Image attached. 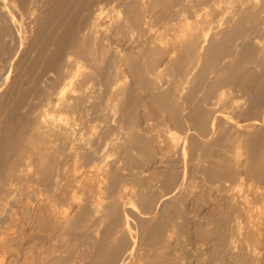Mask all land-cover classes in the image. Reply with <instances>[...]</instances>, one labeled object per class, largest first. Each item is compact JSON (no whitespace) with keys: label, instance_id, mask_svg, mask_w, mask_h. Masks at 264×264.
Instances as JSON below:
<instances>
[{"label":"rangeland","instance_id":"obj_1","mask_svg":"<svg viewBox=\"0 0 264 264\" xmlns=\"http://www.w3.org/2000/svg\"><path fill=\"white\" fill-rule=\"evenodd\" d=\"M16 1L17 0H11V2H16ZM188 1L187 0H175L173 3V6H172L173 14L171 16L165 18V19L162 17H158V16H151L148 13H140L139 16L132 17L135 20H139L140 23L142 24V26L140 27V31H138V33L134 34V39L132 37V34L129 32L130 30L125 31L126 43H123L122 48L125 51H130L133 48L136 51L143 49V50H141V52L143 53V55H145L144 57L146 59L144 61V67L150 66L149 65L150 62L148 61V59H150V60L153 59V67L155 69L160 70V66L165 59L164 54L160 53V58L157 57V59H154V56L149 58L151 55L155 54V52H154V50L149 49L150 47L147 46V44L145 42L148 43L153 38L152 41H154V43H156V42L158 44L162 43L161 45H163V46H166L168 43L170 44V42L179 43L178 40H181L180 38L182 37V33L180 34V31L187 28L184 26H187L188 23L190 26L195 25V27L198 26L200 28L201 27L203 28L206 25L204 28L208 29V32H210V33H208V32H206L207 34L201 33V32L196 33L197 50H198L197 55L199 57L203 58L204 57L203 51L205 48H201L202 37L208 36L209 39H211V40L221 38L220 37L221 36L220 35V29H219L221 27H219V25H221L222 22L224 23L226 21L225 20V19H227L226 17H228L229 12H231L230 9L232 7L238 5L239 0H234V1L232 0L231 4H229L232 7H230L228 4H226L227 6H225V5H223V3L221 4V2L218 4L219 6L215 5V2H217L219 0H217V1L215 0V2H213L214 0H188ZM30 2H32V5H34V6L30 5L29 7L30 8L35 7V9L37 10L36 12H34L37 15V16L34 15V17L36 16L37 20L35 21V24L32 26V28H30V30L27 34L29 40L30 39L33 40L35 38L37 40L36 45H35V51H34L33 58L42 54V51H45L46 55L51 57L55 53V51L58 49L55 46H53V42L58 41L59 37H62L63 33H67L69 31H72L74 33V37H72L70 45L72 47L76 48L75 59L77 58V60H79L80 56L82 57V55H89V56L93 55L94 57L97 56V47H96V45L93 44L92 37L89 35H86V37H85V33H87V27L90 24V20L93 18V15L95 14L96 10L101 5H104L106 3V5H109V6H107L108 7L107 10L110 11L113 8L112 7L113 4H114V8H116L119 6L120 3L126 4L127 1L126 0H109V2H108V0H44V1L43 0H35V1L29 0V3ZM37 3H39V4H37ZM43 5L45 8L43 7ZM224 6H225V8H223ZM46 7H48V8H46ZM205 7L211 8L210 12L207 13L209 15H206V16H205V10H204ZM214 7H216V9ZM226 7H228V8H226ZM226 9H227V12H226ZM217 10H218V12L216 13ZM232 10H233V8H232ZM197 11L199 12L197 15L198 17L196 16ZM212 11H213V16H210V15H212ZM43 14H45V16H43ZM209 17L211 18V20H210L211 22L209 21V19H210ZM146 18H148L151 22H148L149 20L148 19L146 20ZM181 18L183 20H181ZM218 19H221V20H218ZM182 21H183V23H182ZM36 22H38V23H36ZM146 22H147V24H146ZM172 22H173V24H172ZM174 22H175V24H174ZM184 22L186 23V25ZM150 23H152L153 25ZM176 24L181 26V27L183 26L184 28L180 29L181 27L177 26ZM181 24H183V25H181ZM207 24L210 25V27L207 26ZM145 25H147V28ZM174 25H176V26H174ZM166 26L169 28H166ZM244 26H245V29L238 36H236L235 38H232L233 41L229 42L228 45L224 48V50H220L219 58L216 62L211 63V65H210V64H206L205 59L201 62H199V61L197 62V60H193L192 58H190V60L185 61L184 65L180 66L179 68H177L175 70L173 77L170 78V80L173 81L174 85H173V92H171V94L169 95L170 97L167 100L168 101L167 104L170 106L167 110H163L162 108H159L157 106V103L153 100L152 95L149 92L141 91V94L135 95L137 100L133 102L135 105L134 109L130 110V111L123 110L122 116L119 114V116L122 119V122L115 124L116 132L112 133V135L108 136V137H110L109 140L102 139L100 141V143H96V144L92 145L93 149H96V150L100 151L101 153L104 150V152L102 153L104 157L101 158V161H99L96 164V169L95 170H93L94 168L92 169L93 173H89L88 175L86 174V176H85L84 170L86 171L87 169H84V170L82 169L81 172L83 173V175L76 182V183L80 182L77 184L80 189L78 188V190L77 189L74 190L72 188L68 192L73 190V193L71 192L72 193L71 195H73V194L75 195L77 193L75 195V197L76 196H78V197H76V198L83 199V204L85 203V204L90 205L91 209L95 213V215L93 216V222L94 223H96V221H97V219L95 217H97L96 215L98 214V211H104V213L106 215V220L104 223H102L104 225L103 227H101L102 229L101 228L97 229L96 225L91 224L89 229H87L86 237L84 236V238H81L79 240H75L71 236V234L68 230H61L57 226L55 227V225L52 224L53 222H50L52 220L51 219L49 220L48 216H47V214H48L47 209L49 208L50 204H52V206L50 205V208L52 210L56 211V209L53 208V207L57 208V204H58V203H56L55 199H58L57 202L58 201L60 202V199H62L61 200L62 202H63V199L64 200L68 199V202L66 201V203L64 204L65 209L63 207L62 202H60V203H62L61 206H60V204H58V205L61 208L62 207L63 208L60 209L58 206V209H57V210L60 209L59 215H61L65 211H67L66 208H68L70 206L69 203L71 202V200H69V199H71L70 198L71 195L69 193L67 194V191H66L70 188L69 186H67V185H69L70 181L66 180L68 182L66 184L65 181L63 180V182L66 185L62 181L60 182L62 185L60 184L61 187H59V188H61V190L63 192H64V189L66 188L65 189L66 193H64V194H62L63 192H61V190H60L61 193L58 192L59 188L54 189L52 191L51 190L46 191L47 193H45L44 189H39L40 186H42L41 181H38V182L37 181H34V182L30 181V183H28L29 182V180H28L29 174H28V172H26L28 164H29L28 162L30 161L29 160V157H30L29 152L36 151L35 148L33 150V147L31 146L30 142H28V138L31 137V135L29 133L31 130L30 121H31V119L35 118L36 116H39L40 113L42 112V108L46 103V98L43 95L44 91L46 92L48 89H52L54 91L64 81V79L68 76V74L70 72L71 73L78 72L79 70L76 71L78 68L76 66L74 67L72 64L67 63V57L69 54L66 57L60 59L55 65H51V64L47 63L45 65V68L42 70L43 73L40 71H38L36 73V76L41 77L40 85H39V87H37V89H36L37 93L34 94L33 98H31L27 101V105L29 106L28 108H24V109L15 108L13 102L17 99L14 96H10V95L8 96L7 95L6 98H3L4 100H0V107L4 105L3 111L5 113H7V114H5L4 112L2 113L3 118L4 117L5 118L13 117L14 130L18 131L16 134V135H18V138H16L15 142L13 143L14 148H13L12 154L10 155V157L8 159L9 164L13 163L12 168L15 170V172L13 171V173H15V174L12 177H10L6 173V171H7L6 167L7 166L2 167L1 172H0V183L2 182L4 185H8V184L13 185L14 184V186L17 184L20 185L21 183H23L20 185V187H18V185H17V186H15L16 188L15 187L13 188L14 189L13 194H12L13 200H11L12 205L14 206L13 208L15 209V213L20 214V215H19V224L16 223L17 226L15 225V227H14V225H9L10 227L12 226V228L9 230V235H10L9 237L11 238V242H10V244H8V247H10L12 245L10 248H11V250L14 249L12 251H14V252L16 251L15 252L16 254L14 253L16 256L13 254L12 251H10L8 257L11 260L9 259L10 262L8 260L7 263L9 262L10 264H14V262H15V264H16L19 261L17 264H28V263L32 264L33 262H34L33 264H73L72 262H74L75 264H82L83 262H84L83 264H88L87 262H93L97 253L93 254L94 253L93 252L92 257H91L89 254L91 252H89L88 250H90L92 248H96L97 246H101L102 249H105L103 246H105L107 243L105 241L103 242V238H102L103 230H109L112 227L113 219L116 218L115 210L117 208H124L125 207V209L128 211L133 210L132 215L134 216V218L132 220H134V223H136V225L139 224L138 220H145L146 216H147V218L149 217L148 219H150V217L151 218L154 217L152 215H154L153 212L155 211V212H157V215L155 216V218L161 219L162 223H164L165 226H168V221L166 220L168 218L171 219V221L174 220V221H172V223L174 222L173 224L178 222L179 224L176 223L175 225H178L179 228H181L182 232L185 235H187V237L188 236L192 237L198 231H199V233L201 232L203 234V236H202V234H199V233L194 235L192 237L193 238L192 242H194V241L195 242L194 243L191 242L193 245L188 247L189 250H191V253L193 255L192 263H196L198 255L199 256L204 255L205 256L204 258L206 260H209V262H210L209 264H222V259L225 258V256H223V254L220 253V251H219L220 245L222 244V241H221V239H218V238H220V235H222L225 232V229L228 225L227 224L228 223L227 218L231 217L232 220H234L233 223L237 228L241 227V228H244L246 230L250 229V228L254 229L255 226H253L254 225L253 222H250V221L254 220V223L256 224L257 218H258V210L262 207V205H264V203H263L264 193H262L264 191V188H263L264 183H262L263 178H257V177H263V174L260 171H257V170H261V166L258 169L257 165L255 167V165H253V162L251 161L253 159L254 163L256 162L255 161L256 159H254L255 156H252V155L255 154V152L253 151L254 150L253 148L255 147L254 145H256V144L253 142H255V140L257 138V136H256V135H258L257 132L262 131L263 137H264V127L262 128V126H264V48H263L264 47V43H263L264 42L263 41L264 40V27H263V29L261 28L262 26H264V2H263L262 8L259 11L254 12L251 15V17H249L247 19V21H245ZM171 27H173V28H171ZM177 28H179V30H177ZM38 29H39V31H38ZM149 29H151V30L148 32ZM175 29H176V31H175ZM173 30L177 33H175ZM152 31L154 34L151 33ZM260 31H261V33H260ZM37 33H39V34L37 35ZM146 33L148 35H146ZM34 34H36V35H34ZM203 34H205V35L203 36ZM257 34H258V36H257ZM155 35H156V37H155ZM35 36H37V37H35ZM177 36H179V37L181 36V37L177 39L176 38ZM53 37H54V39H53ZM169 37H171L173 39H171ZM155 38H157V39H155ZM166 38H169V39L166 40ZM132 39H133V41H132ZM174 39H176V41ZM135 40L137 41V45L135 44L136 42H134ZM141 40H143L142 43L140 42ZM147 40H149V41H147ZM173 40L175 42H173ZM257 40H259V41H257ZM129 41L131 44L129 43ZM160 41H162V42H160ZM246 41H248V42H246ZM253 41H256V42H253ZM246 43H248L249 45ZM257 43L259 45H257ZM128 44H130V45H128ZM205 45H208V43H206ZM253 45L257 46V48L255 47V50L257 49L256 52L253 49L254 47H252ZM114 46H116V45L114 44ZM250 46L252 48H250ZM259 46H260V49H259ZM79 51L81 52L82 55L78 54ZM252 54H256V55L253 56ZM230 58H232V59L230 60ZM233 58H235V60H233ZM72 62H74V61H72ZM2 64L4 65L5 63H2ZM89 65L92 66V68L89 66V69L87 71H85V75H83V77L80 76L81 78H79V75H80V73L82 74V72L79 71L80 73L79 72L77 73V79L75 82L76 84L71 85L72 87L70 86L71 91L69 89V94H70L69 96L77 97L79 95L78 97L83 98L82 105L84 106L86 111L88 112L89 109H90V111L92 109L93 113H95L94 117L92 116V118L90 120H82L83 123L81 121L83 134L85 136L84 137L85 143H91V142L95 143L98 131L100 130V127L103 125L102 124V120H104L103 115L109 114V108L113 104V101L108 100V99H111V97H112L110 95H105V94L97 95L95 93V91L92 93L93 90L87 91V93H83L80 90V88H81L80 83H83L84 81H87V83H86L87 85H85L84 90H87L88 86H89V88L95 87L96 89L99 90V87H103L106 85V83H105L106 82V75L108 74V69H109V68H107V70H106V68H105L106 64H104L103 62H99L95 66L94 64H92L90 62ZM107 66H108V64H107ZM75 68H77V69L75 70ZM74 70H75V72H73ZM89 70H90V72H89ZM91 71H92V73H91ZM93 72H99L100 75H103L102 78L90 77V75L93 74ZM235 73L237 74V77L233 76V74H235ZM246 73H250L251 77L253 78L252 89H249V90L244 89V85H243L244 80H245L244 76L246 75ZM222 74H225V76L230 77V78L234 77V79H232L230 84H228L229 86L227 84L221 82ZM230 75H232V76H230ZM12 76H14V77L16 76L15 71H14ZM227 77H226V79L228 80ZM78 80H79V82H78ZM90 84H91V86H90ZM260 86H263V87H260ZM215 87L217 90L222 89L223 94L221 95L220 93H218V91L213 93L212 91ZM259 87L261 89H259ZM27 88H28V86L25 89H27ZM137 88L139 89L140 87L137 86ZM225 90H226V92H224ZM228 91H232V92L229 93ZM76 93H78V94H76ZM225 93L227 96L225 95ZM201 94H203V95L201 96ZM232 94H233V96H232ZM246 96H247V98H246ZM10 97H11V99H10ZM188 97H189V99H188ZM197 97H198V99H197ZM227 97L230 99L227 100L228 99ZM218 98H219V101H218ZM225 98H227V99H225ZM8 100H9V102H8ZM220 100H222V102H220ZM233 100H236V101L233 102ZM10 101H13V102L11 103ZM242 101L245 103H243ZM256 101H258V102H256ZM213 102H215V103H213ZM219 102H220V104H219ZM181 104H183V105H181ZM218 104H219V106H218ZM106 105L109 106L108 109H106L107 108ZM238 105H240V109L238 108ZM249 105H251V107ZM191 106H193V107H191ZM201 106L202 107L204 106L206 109L204 107H203L204 108L203 109ZM243 106H245V107H243ZM253 106H255V107H253ZM198 107H201V109H203V111L201 110L200 113H198V112L195 113L194 111ZM60 109L61 108L56 109V110H54V112L51 111L52 114L50 113V115H49L50 117L53 114H55V115L58 114V116H59V113L61 112L59 117L55 116V115L54 116L56 118L54 116L51 117L54 121H56V119H58V118H62V119L67 118V117H65V115H67L68 118H73V117L77 118L78 117V114H76L78 112H76V111H75L76 113L74 111L72 112L70 110H69L70 111L69 112L68 109H66V112H65L64 111L65 109L64 110L61 109L62 111ZM210 109H213V110H210ZM237 109H239V110H237ZM8 110H9V113L7 112ZM92 111L90 113H92ZM101 112L103 113L102 116H101ZM178 112L179 113L181 112V114H177ZM185 112H187V113L185 114ZM202 112H204L203 115L207 116V119H206L207 122L205 124L202 122L203 117H201V119H200V114ZM66 113H68V114H66ZM98 114H100V115H98ZM175 114H176V116H175ZM95 115H96V117H95ZM182 115L184 116V118ZM193 115L195 117L194 120H193ZM198 115H199V117H198ZM203 115H201V116H203ZM254 115H255V117H254ZM71 116H73V117H71ZM211 116H212V118H211ZM208 117H210V119L214 118V120H213L214 122L212 120H209ZM98 118H100V120ZM177 118H179V119H177ZM215 118H217V120ZM144 119H145V121H144ZM138 120H139V122H138ZM178 121H180V123H178ZM227 121H230V122L228 123ZM97 122L100 123V125H101V126L98 125V126H100L99 128L96 125V124H98ZM181 122H182V124H181ZM212 122H213L214 126L212 125ZM136 123H137V125H136ZM167 123L168 124L170 123V125H168ZM121 124L123 127L122 126L120 127ZM179 124H181V125H179ZM201 124L205 125L206 130L208 129L207 133L210 131H213L215 129H218V127H219V133L221 134V138H219L216 143H213L211 145H206L200 141L193 143L191 145V149H189V151L187 150L188 154L187 153L186 154L188 155V157H186L187 155H183L182 153H179L177 148H174L177 150L172 149L173 146L170 145L172 147L171 148L166 143L168 141V138H167V140L165 138V136L167 137V135H165L166 130L168 129L167 125H168V127L172 128L174 131H177V133L179 134L178 135L179 137H177L176 141L173 142L171 139L169 140V141H171V144L174 145V147H177V145H178L177 143H181L182 138L184 137L183 135H185V132H183L185 130H190L187 134L193 135L194 138H196V137L202 138L201 135H203V133L200 132V128H199V127H201L200 126ZM237 124H238V126H237ZM215 125H218V126H215ZM235 126H237V127H235ZM184 127H185V130L183 129ZM239 127H241V128H239ZM211 128H212V130H211ZM213 128H215V129H213ZM237 128H239L240 130H238ZM89 129H92V131ZM121 132H122V135H120ZM155 132L159 133V134L153 135L152 133L156 134ZM14 133H16V132H14ZM90 133H92V134L90 135ZM115 134H116V136H114ZM181 134H183V135H181ZM125 135L127 136V138ZM156 136H158V137H156ZM161 136H162L163 140L161 139ZM118 138L121 140H119ZM158 138H160L162 140L163 144L160 141V139H158ZM126 139H127V141H126ZM246 139L247 140L249 139L250 141L248 140L249 142L247 143ZM179 140H180V142H179ZM242 140H243V142H242ZM114 141L117 143L115 144ZM132 141H134V142H132ZM112 142L114 143V145L112 144ZM129 144H131V145H129ZM25 145H29V148L26 149ZM156 145H158V147ZM56 146H58V145L46 144L47 148L44 147L43 152L41 154L42 160L44 159V157H43L44 154L47 155L48 151L51 152V156H49L50 160H53V159H55L56 156L59 155V152H62L65 149V147L60 148V147H56ZM81 146H82L81 148L83 150L89 149V144H83L82 143ZM128 146H130V147H128ZM163 146H164V148H163ZM240 146H242V148ZM202 147H204V148L202 149ZM104 148H106V149H104ZM244 148H245V150H244ZM168 149H169V151H168ZM248 149H250V150L248 151ZM66 150L69 151L68 149H66ZM115 150H117V151L115 152ZM120 150H123V153H127L126 154L127 156L126 157L124 155L121 156L123 162L122 163L120 162L121 167H118L117 166L118 164H115V163L120 158V155H118L116 153H118ZM158 150H161V152ZM237 150L239 151V153ZM38 151H39V149H38ZM174 151H176V152L173 153ZM242 151H243V153H242ZM162 152H164V154ZM65 153H69V152L65 151ZM198 153H200V155ZM167 154L168 155L172 154V156L171 155L168 156ZM163 155H165V157ZM238 155H241L240 156L241 158L238 157ZM249 155H251L252 157H248ZM26 156H28V158ZM173 156H174V158H173ZM262 157L264 160V151H263ZM161 159H163V160H161ZM247 159H248V161H247ZM180 161H182L183 163ZM184 161H185V163L186 162L187 163L185 164ZM107 162H109L108 164L114 163L113 164L114 168L112 167L113 165L111 164L112 165V166L110 165L111 170H109L108 169L109 165H106ZM246 163H248V164H246ZM123 164H124V166H123ZM163 164H165V165H163ZM204 164H206V165H204ZM178 165H179V167H178ZM247 165H248V167H246ZM133 166H135V167H133ZM191 166H192V168L194 167L197 171L194 168L191 169ZM242 167H244V169ZM130 168H132V169H130ZM173 168H174V170H173ZM239 168H240V170H239ZM252 168L255 170L252 171L251 170ZM256 168H257V170H256ZM187 169L189 170V172H187L188 171ZM241 169H243V170H241ZM123 170H124V172H122ZM133 170H134L135 174L132 173ZM159 170L162 172H160ZM199 170H201V171H199ZM191 171L192 172L194 171L195 173L193 174ZM246 172H247V174H246ZM136 173L138 175H140V177L142 179L140 177H138V175ZM167 174L170 177H172V175H173V178L174 179L176 178L177 184L181 183V180L183 182V180L186 179V177H187L188 179H186V180H188V183L190 181L189 184L192 185L194 188L192 187V188L188 189V191H186V193H188V194H186L185 196L191 195V197H189V196L186 198L181 197L182 199L180 200V202L177 201L176 205H173V207L171 206L168 209L169 212L165 213L166 216H162L163 211L160 208L162 207V204L166 203L165 201H168V199L171 198L170 195L169 196L168 195L163 196V194L165 195V194L170 192V190H168V189H167L168 191H166L165 184H164L166 179L169 177ZM174 174H176V175H174ZM258 174H260V176ZM101 175H102V177H100ZM131 175L134 176L133 180H132ZM178 175H179V178H178ZM246 175H248V176H246ZM135 176H136V179H135ZM165 176H166V178H165ZM82 177H84V179ZM92 177L95 178V181H94V178L92 179ZM96 177H98L97 180H96ZM181 177H184V179ZM254 178H256V179H254ZM12 179H13V182H11ZM88 179H91V180H88ZM157 179H159V180H157ZM162 179L164 180V182L162 181ZM239 179H240V181H239ZM27 180H28V182H26ZM201 180H206V181H201ZM84 181L85 182L86 181H93V182H86L85 183ZM247 181H248V183H247ZM24 182H26V183H24ZM90 183L94 186L92 187L90 185ZM200 183L203 185V186L201 185L202 188L200 187ZM63 184H64V186H63ZM106 184H107V186H106ZM108 184H109V186H108ZM143 184H144V186H141ZM207 184H208V187L206 186ZM254 184L256 186H258L259 188H261V191H257L256 189H254V186H255ZM71 185H73V184H70V186ZM103 186L106 190H104V188H103L104 191L102 193V192H100L101 190H99V189H102ZM233 186H237V187H233ZM246 186H247V188H246ZM91 187H92V190H90ZM199 187H200V189H199ZM206 187L210 188V189H207ZM28 188L31 190L30 192H29ZM147 188H149V189H147ZM152 188H154V189H152ZM163 188H165V189H163ZM225 188L227 190L231 189V193L235 192L236 199L239 200L240 203H243L241 205H245L246 207L248 206L247 208H250L249 213L254 216L252 219L250 218L251 215L249 213L243 215L238 211L239 213H236V214L234 213L233 216H232V214L229 213V210H231V209H229L228 206H225L227 204H226V202H223L224 200L222 198L223 197L222 195L224 193H226V191L223 192V190ZM232 188L234 191L232 190ZM15 189H17L18 191H16ZM82 189H83V191H82ZM119 189H120V191H119ZM123 189H124V191H123ZM158 189H159V191H158ZM54 191H56L57 194H59V196L54 195V197H53V194H56V192H54ZM97 191H98V193H97ZM106 191L109 192L108 194H105L107 196L104 195V193H106ZM163 191H164V193H163ZM197 191L198 192L203 191V192L198 193ZM27 192H28V194H27ZM41 192L43 194H39ZM50 192H52V193H50ZM130 192L133 194H131ZM206 192L207 193L210 192L209 193L210 195H208ZM255 192H257V193L255 194ZM29 193H30V195H29ZM83 193L85 195H83ZM100 193H102V195H104V196H101ZM117 193L119 195L121 194L120 197L118 196ZM122 193H123V195H122ZM126 193H128V194L126 195ZM204 193H206V194H204ZM260 193H262V196ZM37 194H39V195H37ZM46 194H48V197H47L48 199H46V197H45V196H47ZM65 194L67 195L66 196L67 198L65 197ZM200 194L202 196V201H201V197H199ZM40 195H43V196H40ZM60 195H62V196L64 195V197L61 198L62 196H60ZM204 195H205V197H203ZM244 195H245V197H244ZM98 196H100V197L98 198ZM171 196H172V194H171ZM20 197H21V200H20ZM49 197L53 200H51ZM208 197L209 198L212 197V198H210L211 200ZM217 197L220 200L222 199V201L219 202V200H216V199H218ZM256 197H257V199H256ZM117 198L119 200L122 199L124 204L132 202V205L128 204L129 206L128 205L123 206L122 205L123 202L121 200L119 202L120 203L119 205L112 204L113 201H119ZM204 198H206L205 199L206 203H204V200H203ZM36 199L40 204H42V206L38 205L39 204L38 202L36 204ZM40 199L43 203H41ZM147 199L149 202H151L152 206L151 207L149 206L148 210L146 211L144 209L146 206V203L143 201H147ZM196 199L198 201L196 203H200L199 205L195 203ZM47 200H49L51 202L49 203V202H47ZM100 200H102V201L106 200L108 205H106V204L104 205V203H106V202L104 201V203H103ZM54 201H55V203H54L55 205H53V203H52ZM191 201L194 203L192 204ZM210 201H212V202H210ZM256 201H257V203H256ZM16 202H19L18 203L19 205ZM30 202H32V203H30ZM221 202H223V203H221ZM133 203H135L136 205ZM211 203L213 204L214 207L212 206ZM220 203H221V205H220ZM24 204H25V206H24ZM189 204H190V206H189ZM20 205L22 208L20 207ZM26 205H28L29 207H33V206L35 207L38 205V207H36L37 210L35 208V211H34V213L37 212L36 213L37 215L32 214L33 216H26L25 214H23L24 211L28 209V207H26ZM66 205H67V207H66ZM179 205L182 206V208ZM183 205L186 207H184ZM201 205H202V209H203V210L201 209L202 213L199 209ZM218 205H220V207H218ZM131 206H134V207L137 206V207H135V208L132 207V208L128 209V207H131ZM25 207H26V209H25ZM99 207L101 210L99 209ZM179 207H180V210H182V211H179ZM189 207H190V209H189ZM138 208H139V210H138ZM195 208H197L196 209L198 211L197 214L200 213V217L197 218V214H195V213H194L195 215L191 214V215L187 216V213L189 211H190L189 213H192ZM210 208L211 209L213 208L212 210H214V212L213 211L211 212ZM256 208H257V212L255 210ZM14 209H13V211H14ZM82 209L83 208L81 207L80 209L78 208L76 210L75 214L71 217L72 223H74L73 221L75 220V217H77L81 213ZM135 209H137V210L134 211ZM170 209H172V211H174L175 213H172V211ZM18 210H19V212H18ZM157 210H159V211H157ZM196 210H195V212H196ZM252 210L254 211V213ZM144 211H146V212H144ZM184 211H185V214H184ZM219 211H221V212H219ZM43 212H45V213H43ZM210 212H211V214H210ZM55 213H57V215H58V211H56ZM1 214H2V212L0 211V215ZM201 214H203L202 216H204L205 214L206 215L204 217H202ZM209 214L211 215V217L207 218L206 216H209ZM254 214H256V216ZM21 215L23 218L21 217ZM35 215H36V217H35ZM182 215L185 217V219L183 221L181 220ZM236 215L238 217L240 216L239 218L241 220L236 219ZM141 217H143L144 219ZM194 217H195V219H194ZM205 217H206V220H205ZM29 218L32 221V222L30 221V223H28L30 220ZM33 218H36V219L33 221ZM39 218H42V219H39ZM255 218H256V220H255ZM24 219H25V221H24ZM43 220H46V221H43ZM175 220H176V222H175ZM203 220L207 221V224H206V222H203ZM213 222L216 224H214ZM27 223H28L29 227L26 225ZM38 223H39V225H37ZM239 223H243L244 225L239 224ZM204 224L206 225V227L204 226ZM220 224L222 226H224L225 228L222 227ZM245 225H246V227H245ZM208 226H210V227H208ZM212 226L215 229H213ZM217 226L221 230H219L217 228ZM13 227L16 228L15 231H13L14 230ZM21 227L23 228L22 231L19 230V229H21ZM24 227L25 228L28 227L30 230L28 228L25 229ZM221 227L224 228V230H222ZM17 228L19 231L17 230ZM24 229H25V231H24ZM216 229H217V232H216ZM11 230H12V232H11ZM26 230H27V232H26ZM211 230H213V233ZM15 232L19 235L21 233V236H22V232L23 233L25 232L24 235L22 236L23 239L21 237H19V235H17L18 236L17 237ZM10 233H15V235L10 234ZM207 233H208V236H207ZM218 233L220 235H217ZM27 234H28V236H27ZM164 234H169V232H167V229H166ZM39 235L42 238H43V236L45 238H43V240H39L38 239V237H40ZM199 235H201V236H199ZM205 236H207V237H205ZM216 236H218V237L216 238ZM213 239L214 240L216 239V240L214 241ZM33 240H34V242H36V241L37 242L34 243ZM219 240H220V242H219ZM39 241H41V242H39ZM207 241L210 242V244ZM214 243H215V245H214ZM262 244L263 243L257 244V245L260 247H264ZM27 245H29V247ZM88 245H89V249H88ZM14 246H16V247H14ZM18 246H19V248H17ZM196 246L199 247V249ZM71 247L74 248V251L76 253H74L72 255V257H73V259L71 257L72 260L66 262L65 258L67 257V255L69 253L68 251ZM176 247L178 248L177 245L175 246V248ZM212 248L216 249L217 252L211 251ZM54 249H57V251H54ZM145 250H146L145 253L146 252H150V253L152 252V253L151 254L149 253V257L144 258V257L140 256L141 260L139 259L140 262L136 263V264H140V263H142V264L146 263L147 264V263H149V260H150V262H152V261L159 258V257L156 258L159 255L157 252H155L156 248H152V249L151 248H145ZM148 250H150V251H148ZM201 250H203V251H201ZM18 251H20V252H18ZM36 252L38 255L36 254ZM54 252H55V254H53ZM17 253H18V256H17ZM23 253H25V254H23ZM32 253H33V255H31ZM56 253H57V255H56ZM99 253H100V257L105 256L106 250L101 251ZM215 253L218 254L219 257ZM153 254L154 255L156 254V257H154ZM200 254H203V255H200ZM208 254H209V256H208ZM213 254H214V256H213ZM19 255L21 256V258ZM30 255L34 256L36 259L32 258L34 261L31 260ZM42 255H43V257H42ZM12 256H13V258H12ZM214 257L215 258L217 257L216 258L217 260ZM76 258H77V260H75ZM23 260H25V261H23ZM143 260H144V262H143ZM218 260H219V262H218ZM26 261L27 262L32 261V262L26 263ZM58 261H61L62 263L61 262L58 263ZM260 264H264V259L261 260Z\"/></svg>","mask_w":264,"mask_h":264},{"label":"bare ground","instance_id":"obj_2","mask_svg":"<svg viewBox=\"0 0 264 264\" xmlns=\"http://www.w3.org/2000/svg\"><path fill=\"white\" fill-rule=\"evenodd\" d=\"M35 1V0H34ZM44 1V0H43ZM126 4H119L118 7L114 8V4H113V8L112 10L108 11L107 10V6L106 5V1L104 2V5H101L95 12V14L93 15V18L90 20V24L87 27V33H85V37L86 35H89L92 37L93 40V44L96 45L97 47V56H89V55H82L81 52L79 51L78 54L82 55V57L80 56V59L77 60V58L75 59V53H76V48L72 47L70 45L71 39L72 37H74V33L72 31H69L67 33H63L62 37H59L58 41H54L53 42V46H55L56 48H58L55 53L49 57L46 55L45 51H42V54L38 55L37 57L33 58L34 56V51H35V45H36V38L33 40H29L27 34L30 30V28H32V26L35 24V21L37 20L36 18V14L34 12H36L37 10L35 9V7L30 8L29 6H34L32 5V2L29 3V0H17L16 2H11V0H0V100H4L3 98H6V96L10 95V96H14L17 100L10 101L11 103H14L15 108L17 109H24V108H28L29 106L27 105V101L31 98H33L34 94L37 93L36 89L37 87H39L40 85V79L41 77L36 76V73L38 71L43 73V69L45 68V65L51 64V65H55L60 59L67 57V63L68 64H72L74 67L76 66L77 68H75L76 71H80L82 72V74L80 73L79 78L83 77V75H85V71H87L89 69V63L91 62L92 64H94L95 66L99 63V62H103L104 64H106V70L108 69V74L106 75V85L103 87H99V90L96 89L95 87H90L88 86L87 90L85 89V85H87V81H84L83 83H80L81 88L80 90L83 93H87V91L93 90L92 93L95 91V93L97 95H110L112 96L111 100L113 101V104L111 105V107L109 108V106L106 105V109L109 108V114L108 115H103V113L101 112V116L103 115L104 120H102V126L100 125V123L96 124L98 126V128L100 127V130L98 131L97 137H96V142H91V143H85L84 140V134H83V129L81 126V121L82 120H90L92 118V116L94 117V114L92 109V113H90V109L87 112L86 109L84 108V106L82 105V101L83 98L81 97H72L69 96V89L71 91L70 86L76 84V79H77V73L75 72V70L73 72L75 73H69L68 76L64 79V81L53 91L52 89H48L46 92L44 91V96L46 98V103L42 108V112L40 113L39 116H36L35 118L31 119L30 121V135L31 137L28 138V142H30L31 146L33 147V150L35 148L36 151H32L29 152L30 157H29V164L27 167V171L29 174V182L28 180L26 182L30 183V181H41L42 186H40L39 189H44L45 193H47L46 191L49 190H54V189H58L59 187H61V181L63 182V180L65 181V183L67 184L68 181H70L69 186L70 188L67 191V194L69 193L70 195L73 193V190L68 192L70 189H74V190H78L79 186L77 185L78 183H76L79 178L83 175V173L81 172V170L83 169H87L86 171L84 170L85 176L86 174L88 175L89 173H93V170L96 169V164L101 161V158H103V152L101 153L100 151L93 149L92 145L96 144V143H100V141L102 139H106L109 140L110 135H112V133L116 132V126L115 124L117 123H121L122 119L119 116V114L122 116V112L123 110L125 111H130L134 109V101H136V94H141V91H145V92H149L152 95L153 100L157 103V106L159 108H162L163 110H167L170 106L167 104V100L169 99V95L171 94V92H173V81L170 80V78L173 77L175 70L177 68H179L180 66L184 65L185 61L190 60V58H192L193 60H197V62H201L205 59L206 64H210L214 63L218 60L219 58V54H220V50H224V48L228 45L229 42L233 41L232 38H235L236 36H238L244 29V23L245 21H247V19L249 17H251V15L254 12L259 11L262 6H263V2L264 0H239V4L232 7L231 2L232 0H219L217 2H215V0L213 2H215V5H218L220 2L221 4L223 3V5L227 6L226 4H228L230 7L232 8L230 9L231 12H229V16L226 17L227 19H225L226 21L221 25H219L220 29V37L221 38H217V39H209L208 36H204L205 34H203L204 37H202V42H201V48H205L203 51L204 57L201 58L199 57L198 54V50H197V40H196V33L197 32H201V33H206L208 32V29L206 28H200V27H195V25L190 26L189 23L187 24V27L185 29H183L184 27H181L180 29H183L180 31V34L182 33V37L180 38L179 36H177L176 38H180L181 40H178L179 43H172L170 42V44L168 43L166 46H163L161 44H158L157 42L154 43L153 38L152 40H147L149 41L148 43L145 42L147 44V46H149V49L154 50L155 54L153 55H149L148 57L151 58L154 56V59L160 58V53H163L165 56L164 61L162 62L161 66H160V70L159 69H155L153 67V59L150 60L148 59V61L150 62V66L144 67V61L145 59V55H143V53L141 52V50H134V48L130 51H125L122 47L123 43H126V30H130L129 32L132 34V37L134 39V34L138 33V31H140V27L142 26V24L140 23L139 20H135L132 17H136L139 16L140 13H148L151 16H158V17H162V18H167L169 16H171L173 14L172 11V6L175 0H126ZM188 1V0H187ZM234 1V0H233ZM41 2V1H40ZM109 2V0H108ZM115 2V1H114ZM189 2V1H188ZM42 3V2H41ZM48 3V2H47ZM187 3V2H186ZM225 3V4H224ZM35 4V3H34ZM39 4V3H37ZM213 4V3H212ZM47 5V4H46ZM211 5V4H210ZM219 6V5H218ZM225 6L223 8H225ZM41 7V6H40ZM39 7V8H40ZM44 7V5H43ZM221 7V6H220ZM45 8V7H44ZM48 8V7H46ZM57 8V7H56ZM216 9V7H214ZM213 8V9H214ZM228 8V7H226ZM178 9V8H177ZM210 7H205V16L209 15L207 13L210 12ZM214 9V10H215ZM43 10V9H42ZM52 10V9H51ZM203 10V11H204ZM222 11V10H221ZM229 11V10H228ZM40 12V11H39ZM185 12V11H184ZM218 12V10L216 11V13ZM225 12V11H224ZM227 12V9H226ZM225 12V13H226ZM198 11L196 12V16L198 15ZM215 13V12H214ZM223 13V12H222ZM46 14V13H45ZM45 14H43V16H45ZM70 14V13H69ZM183 14V13H182ZM34 15H36L34 17ZM216 15V14H215ZM223 15V14H222ZM42 16V15H41ZM146 16V15H145ZM183 16V15H182ZM213 16V11H212V15ZM181 17V16H180ZM198 17V16H197ZM221 17V16H220ZM223 17V16H222ZM210 18V17H209ZM213 18V17H212ZM47 19V18H46ZM148 18H146L147 20ZM154 19V18H153ZM207 19V18H206ZM205 19V20H206ZM263 19V18H262ZM149 20V19H148ZM181 20H183L181 18ZM211 20V18L209 19V21ZM221 20V19H218ZM42 21V20H41ZM207 21V20H206ZM208 21V22H209ZM148 22H151L150 20ZM186 22V21H185ZM184 22V23H185ZM211 22V21H210ZM217 22V21H216ZM38 23V22H36ZM183 23V21H182ZM219 23V22H218ZM42 24V23H41ZM147 24V22H146ZM152 24V23H150ZM173 24V22H172ZM175 24V22H174ZM180 24V23H179ZM153 25V24H152ZM174 25V26H176ZM183 25V24H181ZM186 25V23H185ZM213 25V24H212ZM218 25V24H217ZM216 25V26H217ZM246 25V24H245ZM147 28V25H145ZM150 26V25H149ZM207 26L210 27V25L207 24ZM36 27V26H35ZM151 27V26H150ZM154 27V26H153ZM152 27V28H153ZM264 26H262L261 28L263 29ZM145 28V29H146ZM165 28V27H164ZM166 28H169L166 26ZM173 28V27H171ZM176 28V27H175ZM32 30V29H31ZM35 30V29H34ZM151 29L148 30V32ZM177 30H179V28H177ZM39 31V29H38ZM174 31V30H173ZM176 31V29H175ZM174 31V32H175ZM262 31V30H261ZM260 31V33H261ZM43 32V31H42ZM259 32V31H258ZM140 33V32H139ZM153 33V31L151 32ZM162 33V32H161ZM177 33V32H175ZM210 33V32H208ZM219 33V32H218ZM39 33H37L38 35ZM141 34V33H140ZM154 34V33H153ZM207 34V33H206ZM249 34V33H248ZM36 35V34H34ZM142 35V34H141ZM146 35H148L146 33ZM140 36V35H139ZM202 36V35H201ZM255 36V35H254ZM258 36V34H257ZM32 37V36H31ZM37 37V36H35ZM40 37V36H39ZM145 37V36H144ZM143 37V38H144ZM148 37V36H147ZM156 37V35H155ZM253 37V36H252ZM137 38V37H136ZM141 38V37H140ZM150 38V37H149ZM158 38V37H157ZM155 38V39H157ZM171 38V37H169ZM169 38H166L169 39ZM255 38V37H254ZM54 39V37H53ZM52 39V40H53ZM132 39V41H133ZM139 39V38H138ZM173 39V38H171ZM170 39V40H171ZM247 39V38H246ZM51 40V39H50ZM159 40V39H158ZM176 41V39H174ZM173 40V42H175ZM200 40V39H199ZM260 40V39H259ZM257 40V41H259ZM139 41V40H138ZM143 40H141L140 42L142 43ZM242 41V40H241ZM264 41V40H263ZM262 41V42H263ZM134 42H136L135 44L137 45V41L135 40ZM162 42V41H160ZM167 42V41H166ZM248 42V41H246ZM250 42V41H249ZM256 42V41H253ZM130 43V41H129ZM164 43V42H163ZM206 43H208V45H205ZM261 43V42H260ZM264 43V42H263ZM114 44L116 46H114ZM131 44V43H130ZM128 44V45H130ZM145 44V45H146ZM234 44V43H233ZM239 44V43H238ZM248 44V43H246ZM254 44V43H253ZM256 44V43H255ZM249 45V44H248ZM251 45V44H250ZM257 45H259L257 43ZM262 45V44H261ZM239 46V45H238ZM263 46V45H262ZM246 47V46H245ZM252 47H254L253 49L255 50V47L257 48V46L253 45ZM250 46V48H252ZM54 48V47H53ZM264 48V47H263ZM239 49V48H238ZM246 49V48H245ZM260 49V46H259ZM257 50V49H256ZM255 50V52H256ZM246 51V50H245ZM219 52V53H218ZM157 53V54H156ZM247 53V52H246ZM250 53V52H249ZM250 55V54H249ZM253 56L256 54H252ZM251 56V55H250ZM221 57V56H220ZM252 58V57H251ZM232 58H230L231 60ZM233 60H235V58H233ZM74 61V62H72ZM2 63H5L4 65ZM108 64V66H107ZM92 68V66H90ZM221 68V67H220ZM198 69V68H197ZM16 73V76H12L13 73ZM66 71V70H65ZM67 72V71H66ZM84 72V73H83ZM90 72V70H89ZM196 72V71H195ZM35 73V74H34ZM92 73V71H91ZM81 76V77H80ZM103 75H100L99 72H93V74L90 75V77H96V78H102ZM219 76V75H218ZM232 76V75H230ZM234 77H237V74H233ZM227 76H225V74H222L221 76V82L225 83V84H230V82L232 81L233 78L227 77L228 80L226 79ZM89 78V77H88ZM244 89L249 90L252 89V85H253V78L251 77L250 73H246V75L244 76ZM228 81V82H227ZM79 82V80H78ZM262 83V82H261ZM211 84V83H210ZM94 85V84H93ZM212 85V84H211ZM28 86L27 89H25ZM91 86V84H90ZM137 86H139L140 88L138 89ZM229 86V85H228ZM72 87V86H71ZM74 87V86H73ZM263 87V86H260ZM259 87V89H261ZM92 88V89H91ZM205 88V87H204ZM258 89V90H259ZM44 90V89H43ZM220 93L221 95L222 93V89L217 90L216 87L213 89V93L217 92ZM76 92V91H75ZM226 92V90L224 91ZM229 93L232 91H228ZM74 93V92H73ZM78 94V93H76ZM74 95V94H73ZM191 95V94H190ZM203 94H201L202 96ZM226 95V93H225ZM219 96V95H218ZM227 96V95H226ZM233 96V94H232ZM224 97V96H223ZM220 98V97H219ZM218 98V101H219ZM228 98V97H227ZM225 98V99H227ZM247 98V96H246ZM245 98V99H246ZM258 98V97H257ZM11 99V97H10ZM87 99V98H86ZM101 99V98H100ZM189 99V97H188ZM192 99V98H191ZM198 99V97H197ZM224 99V100H225ZM230 98H228L227 100H229ZM14 100V99H13ZM223 100V99H222ZM222 100H220V102H222ZM93 101V100H92ZM107 101V100H106ZM196 101V100H195ZM201 101V100H200ZM203 101V100H202ZM236 100H233V102H235ZM239 101V100H238ZM3 102V101H2ZM9 102V100H8ZM91 102V101H90ZM204 102V101H203ZM219 102V104H220ZM243 102V101H242ZM258 102V101H256ZM170 103V102H169ZM197 103V102H196ZM215 103V102H213ZM218 103V102H217ZM216 103V104H217ZM245 103V102H243ZM7 104V103H6ZM106 104V103H105ZM110 104V103H109ZM218 104V106H219ZM236 104V103H235ZM234 104V105H235ZM252 104V103H251ZM11 105V104H10ZM9 105V106H10ZM183 105V104H181ZM185 105V104H184ZM201 105V104H200ZM4 106V105H3ZM1 106L0 107V172L2 167H6L7 171L6 173L12 177L15 173H13V171L15 172V170L12 168L13 167V163L9 164V157L12 154L13 151V143L15 142V139L18 138L17 132L14 130L13 127V117L11 118H3V109L4 107ZM196 106V105H195ZM205 106V105H204ZM203 106V107H204ZM251 107V105H249ZM257 106V105H256ZM190 107V106H189ZM193 107V106H191ZM202 107V106H201ZM201 107L196 108V110L194 111L195 113L198 112L200 113V111L206 107H202L203 109H201ZM236 107V106H235ZM245 107V106H243ZM255 107V106H253ZM65 109L64 111L66 112V109H68V111H76L78 113V117L75 118L73 116V118H68L67 115H65V119L62 118H58L56 119V121H54L51 117H53L55 114L51 115V117L49 116L50 113L52 114V112H54V110L56 109ZM209 108V107H208ZM238 108L240 109V105H238ZM60 109V110H61ZM206 109V108H205ZM237 109V110H239ZM7 110V109H6ZM10 110V109H9ZM9 110L7 111L9 113ZM173 110V109H172ZM185 110V109H184ZM213 110V109H210ZM236 110V109H235ZM52 111V112H51ZM62 111V110H61ZM69 111V112H70ZM12 112V111H11ZM68 112V113H69ZM71 112V113H72ZM107 112V111H106ZM189 112V111H188ZM5 113V112H4ZM61 113V112H60ZM59 113V116H60ZM66 113V114H68ZM74 113V114H75ZM187 112H185L186 114ZM197 113V114H198ZM204 112H202L200 114V119L201 115H203ZM217 113V112H216ZM7 114V113H5ZM105 114V113H104ZM166 114V113H165ZM164 114V115H165ZM177 114H181V112L177 113ZM220 114V113H219ZM63 115V116H64ZM100 115V114H98ZM184 115V114H183ZM182 115V116H183ZM191 115V114H190ZM196 115V114H195ZM55 116H58V114H56ZM54 116V117H55ZM58 116V117H59ZM144 116V115H143ZM176 116V114H175ZM197 116V115H196ZM205 116V115H204ZM215 116V115H214ZM96 117V115H95ZM199 117V115H198ZM197 117V118H198ZM207 117V116H206ZM217 117V116H216ZM255 117V115H254ZM18 118V117H17ZM28 118V117H27ZM56 118V117H55ZM101 118V117H100ZM100 118H98L100 120ZM124 118V117H123ZM161 118V117H160ZM180 118V117H179ZM177 118V119H179ZM182 118V117H181ZM184 118V116H183ZM182 118V119H183ZM194 115H193V120H194ZM209 120H214L210 119V117H208ZM212 118V116H211ZM192 119V118H191ZM217 120V118H215ZM241 119V118H240ZM94 120V119H93ZM186 120V119H185ZM206 120V118L203 117L202 122L204 123V121ZM208 120V121H209ZM215 120V121H216ZM254 120V119H253ZM145 121V119H144ZM183 121V120H182ZM223 121V120H222ZM221 121V122H222ZM251 121V120H250ZM58 122V123H57ZM139 122V120H138ZM172 122V121H171ZM187 122V121H186ZM214 122V121H213ZM212 122V125H213ZM218 122V121H217ZM228 123L230 121H227ZM256 122V121H255ZM83 123V121H82ZM124 123V122H123ZM127 123V122H126ZM177 123V122H176ZM178 123H180V121H178ZM184 123V122H183ZM216 123V122H215ZM144 124V123H143ZM150 124V123H149ZM168 124V123H167ZM182 124V122H181ZM179 124V125H181ZM205 124V123H204ZM204 124H201L199 127L200 128V132L203 133L202 138L200 137H196L194 138L193 135L191 134H187L190 130H185V127L183 128L185 131V135H183L184 137L182 138L181 143H177V147H174L173 144H171V141H169L170 139L174 142L176 141L177 137H179L177 131H174L172 128L168 127V125H170V123L167 125V130H166V134L167 137L165 136L166 140L168 138V141L166 142L169 146H173L172 149L177 148L179 153H182L183 155H187V150L189 151V149H191V145L193 143H196L198 141L206 144V145H211L213 143H216L217 140L219 138H221V134L219 133V127L218 129H215L213 131H210L207 133L206 127ZM233 124V123H232ZM127 125V124H126ZM137 125V123H136ZM145 125V124H144ZM152 125V124H151ZM190 125V124H189ZM188 125V126H189ZM85 126V125H84ZM122 126V124L120 125V127ZM172 126V125H171ZM184 126V125H183ZM214 126V125H213ZM218 126V125H215ZM238 126V124H237ZM235 126V127H237ZM262 126V125H261ZM17 127V126H16ZM15 127V128H16ZM123 127V126H122ZM136 127V126H135ZM191 127V126H190ZM242 127V126H241ZM239 127V128H241ZM264 126H262L263 128ZM96 128V127H95ZM239 128H237L238 130H240ZM251 128V127H250ZM253 129V128H252ZM92 131V129H89ZM97 130V129H96ZM212 130V128H211ZM248 130V129H247ZM118 131V130H117ZM161 131V130H160ZM16 132V133H14ZM119 132V131H118ZM164 132V131H163ZM182 132V131H181ZM182 132V133H183ZM197 132V131H196ZM156 133V132H155ZM180 133V132H179ZM207 133V134H206ZM247 133V132H246ZM258 135L255 142L256 145H254L253 147V151L255 152L254 155L255 156L254 159H256L255 163L253 161V159L251 160L253 162V165H257L258 169L261 166V170H256L260 171L263 174V177H257V178H263L264 181V160L262 157L263 151H264V137H263V132H257ZM92 133H90L91 135ZM153 135H157L159 133H152ZM151 134V135H152ZM161 134V133H160ZM163 134V133H162ZM122 135V132L121 134ZM119 135V136H120ZM200 135V134H199ZM246 135V134H245ZM116 136V134L114 135ZM126 136V135H125ZM147 136V135H146ZM160 136V135H159ZM163 136V135H162ZM161 136V139H162ZM92 137V136H91ZM124 137V136H123ZM158 137V136H156ZM164 137V136H163ZM94 138V137H93ZM117 138V137H116ZM127 138V136H126ZM149 138V137H148ZM246 138V137H245ZM92 139V138H91ZM90 139V140H91ZM119 139V138H118ZM117 139V140H118ZM123 139V138H122ZM160 139V138H158ZM160 139V141L162 142V140ZM181 139V138H180ZM206 139V140H205ZM116 140V141H117ZM121 140V139H119ZM152 140V139H151ZM165 140V139H164ZM247 140V139H246ZM249 140V139H248ZM247 140V143L250 141ZM127 141V139H126ZM159 141V140H158ZM115 142V141H114ZM134 142V141H132ZM180 142V140H179ZM243 142V140H242ZM241 142V143H242ZM89 144V149L88 150H83L81 147V144ZM117 142H115L116 144ZM175 143V144H176ZM245 143V142H244ZM246 143V144H247ZM252 143V142H251ZM46 144H56L58 146L56 147H65L64 151L59 152V155L55 157V159L50 160L51 156V152L48 151V154H44V159L42 160L41 154L43 152V148L46 147ZM112 144L114 145V143L112 142ZM126 144V143H125ZM132 144V143H131ZM129 144V145H131ZM156 144V143H155ZM158 144V143H157ZM161 144V143H160ZM163 144V142H162ZM161 144V145H162ZM133 145V144H132ZM167 145V146H168ZM108 146V145H107ZM127 146V145H126ZM158 147V145H156ZM160 146V145H159ZM168 146V147H169ZM130 147V146H128ZM239 147V146H238ZM242 148V146H240ZM25 148H29V145H25ZM39 151H38V149ZM47 148V147H46ZM164 148V146H163ZM204 147H202L203 149ZM209 148V147H208ZM227 148V147H226ZM247 148V147H246ZM66 149H68L69 151H67ZM106 149V148H104ZM115 149V148H114ZM121 149V148H120ZM160 149V148H159ZM174 149V150H177ZM164 150V149H163ZM245 150V148H244ZM250 149H248L249 151ZM252 150V149H251ZM69 152V153H65ZM117 150H115L116 152ZM161 152V150H158ZM157 151V152H158ZM169 151V149H168ZM238 151V150H237ZM241 151V150H240ZM247 151V150H246ZM245 151V152H246ZM111 152V151H110ZM114 152V153H115ZM176 151H174L173 153H175ZM24 153V152H23ZM26 153V152H25ZM155 153V152H154ZM164 154V152H162ZM172 153V152H171ZM172 153V154H173ZM187 153V154H186ZM237 153V152H236ZM239 153V151H238ZM243 153V151H242ZM118 155H120V158L116 161L115 164H118V167H121L120 162L122 163V158L121 156L124 155L125 157L127 156V153H123V150H120L118 153H116ZM160 154V153H159ZM172 154H169L172 156ZM200 155V153H198ZM23 155V154H22ZM102 155V156H101ZM108 155V154H107ZM158 155V154H157ZM166 155V154H165ZM165 155H163L165 157ZM168 155V154H167ZM168 155V156H169ZM167 156V157H168ZM180 156V155H179ZM241 155H238V157H240ZM251 155H249L248 157H252ZM28 158V156H26ZM107 157V156H106ZM109 157V156H108ZM124 157V158H125ZM163 157V158H164ZM178 157V156H177ZM188 157V155L186 156ZM235 157V156H234ZM174 158V156H173ZM241 158V157H240ZM105 159V158H104ZM107 159V158H106ZM128 159V158H127ZM166 159V158H165ZM183 159V158H182ZM42 160V161H41ZM163 160V159H161ZM186 160V159H185ZM28 161V160H27ZM109 161V160H108ZM235 161V160H234ZM248 161V159H247ZM110 162V161H109ZM109 162L106 163V165H109L108 169H110V164H108ZM131 162V161H130ZM162 162V161H161ZM182 162V161H180ZM242 162V161H241ZM250 162V161H249ZM126 163V162H125ZM178 163V162H177ZM183 163V162H182ZM185 163V161H184ZM187 163V162H186ZM185 163V164H186ZM219 163V162H218ZM237 163V162H236ZM239 163V162H238ZM251 163V162H250ZM102 164V163H101ZM114 164V163H113ZM112 164V165H113ZM248 164V163H246ZM9 165V166H8ZM100 165V164H99ZM105 165V164H104ZM111 165V166H112ZM120 165V166H119ZM157 165V164H156ZM165 165V164H163ZM190 165V164H189ZM201 165V164H200ZM206 165V164H204ZM236 165V164H235ZM239 165V164H238ZM251 165V164H250ZM101 166V165H100ZM124 166V164H123ZM122 166V167H123ZM137 166V165H136ZM187 166V165H186ZM202 166V165H201ZM208 166V165H207ZM206 166V167H207ZM99 167V166H98ZM97 167V168H98ZM104 167V166H103ZM114 168V165L112 166ZM135 167V166H133ZM173 167V166H172ZM179 167V165H178ZM240 167V166H239ZM248 167V165L246 166ZM254 167V168H255ZM94 168V169H93ZM116 168V167H115ZM177 168V167H176ZM175 168V169H176ZM194 168V167H193ZM191 166V169H193ZM202 168V167H201ZM200 168V169H201ZM244 169V167H242ZM93 169V170H92ZM99 169V168H98ZM106 169V168H105ZM132 169V168H130ZM134 169V168H133ZM150 169V168H149ZM164 169V168H163ZM162 169V170H163ZM185 169V168H184ZM195 169V168H194ZM241 169V170H243ZM114 170V169H113ZM148 170V169H147ZM174 170V168H173ZM188 170V169H187ZM186 170V171H187ZM196 170V169H195ZM240 170V168H239ZM252 171L255 169H251ZM250 170V171H251ZM102 171V170H101ZM132 171V170H131ZM136 171V170H135ZM149 171V170H148ZM153 171V170H152ZM160 171V170H159ZM179 171V170H178ZM197 171V170H196ZM201 171V170H199ZM217 171V170H216ZM23 172V171H22ZM108 172V171H107ZM106 172V173H107ZM124 172V170L122 171ZM137 172V171H136ZM151 172V171H150ZM156 172V171H155ZM154 172V173H155ZM162 172V171H160ZM189 172V170L187 171ZM192 172V171H191ZM111 173V172H110ZM134 173V170L132 172ZM138 173V172H137ZM136 173V174H137ZM177 173V172H176ZM193 174L195 173L194 171L192 172ZM198 173V172H197ZM148 174V173H147ZM182 174V173H181ZM180 174V175H181ZM199 174V173H198ZM197 174V175H198ZM239 174V173H238ZM247 174V172H246ZM251 174V173H250ZM254 174V173H253ZM92 175V174H91ZM138 175V174H137ZM155 175V174H154ZM168 175V174H167ZM176 175V174H174ZM188 175V174H187ZM260 176V174H258ZM94 176V175H93ZM152 176V175H151ZM169 176V175H168ZM204 176V175H203ZM239 176V175H238ZM241 176V175H240ZM248 176V175H246ZM250 176V175H249ZM90 177V176H89ZM88 177V178H89ZM95 177V176H94ZM92 177V179L94 178ZM102 177V175L100 176ZM132 180L133 177L132 176ZM130 177V178H131ZM138 177H140V175H138ZM242 177V176H241ZM84 179V177H82ZM141 178V177H140ZM166 178V176H165ZM179 178V175H178ZM184 179V177H181ZM245 178V177H244ZM247 178V177H246ZM249 178V177H248ZM98 179V177H96V180ZM103 179V178H102ZM136 179V176H135ZM139 179V178H138ZM142 179V178H141ZM186 179H188L186 177ZM184 179L183 182L181 180V183L177 184L176 178L172 177H168L165 181V188L166 191L170 190L169 193L167 194H163V196H169L170 195V199H168V201H165V204H162V207L160 208L163 213L162 216H166L165 213L169 212V208L173 205H176V202H180V200L186 197H191V195L185 196L186 191H188V189L192 188L193 186L190 185V181L188 183V180ZM192 179V178H191ZM242 179V178H241ZM252 179V178H251ZM256 179V178H254ZM81 180V179H80ZM91 180V179H88ZM104 180V179H103ZM147 180V179H146ZM145 180V181H146ZM149 180V179H148ZM159 180V179H157ZM246 180V179H245ZM262 180V179H261ZM260 180V181H261ZM95 181V178H94ZM139 181V180H138ZM150 181V180H149ZM162 181L164 182V180L162 179ZM199 181V180H198ZM201 181H206V180H201ZM240 181V179H239ZM252 181V180H251ZM259 181V180H258ZM262 181V183H264ZM11 182H13V179L11 180ZM10 182V183H11ZM21 182V181H20ZM24 182V183H26ZM72 182V183H71ZM74 182V183H73ZM83 182V181H82ZM85 182V181H84ZM86 182H93V181H86ZM85 182V183H86ZM136 182V181H135ZM162 182V183H163ZM179 182V181H178ZM212 182V181H211ZM17 183V182H16ZM64 183V182H63ZM64 183V184H65ZM98 183V182H97ZM153 183V182H152ZM204 183V182H203ZM248 183V181H247ZM252 183V182H251ZM255 183V182H254ZM23 184V183H21ZM20 184V185H21ZM61 184V185H60ZM63 184V186H64ZM65 184V185H66ZM70 184H73L70 186ZM84 184V183H83ZM82 184V185H83ZM88 184V183H87ZM101 184V183H100ZM205 184V183H204ZM253 184V183H252ZM18 185V184H17ZM15 185V186H17ZM20 185H18V187H20ZM27 185V184H26ZM90 185L93 187L94 185H92L90 183ZM98 185V184H97ZM157 185V184H156ZM201 183H200V187H201ZM210 185V184H209ZM255 185V184H254ZM14 184H8V185H4L2 182L0 183V211L2 212V214L0 215V264H8L10 262V258L8 257L10 251L11 250V246L8 247V244H10L11 242V238L9 237V230L12 228V226L10 227L9 225H16V223L19 224V215L15 213V209L13 208L14 206L12 205V194H13V188L15 187ZM23 186V185H22ZM33 186V185H32ZM31 186V187H32ZM66 186V187H67ZM107 186V184H106ZM109 186V184H108ZM141 186H144L141 185ZM203 186V185H202ZM208 187V184L206 185ZM229 186V185H228ZM238 186V185H237ZM237 186H233V187H237ZM240 186V185H239ZM82 187V186H81ZM92 187L90 190H92ZM149 187V186H148ZM158 187V186H157ZM199 187V189H200ZM206 187V188H207ZM232 187V186H231ZM16 188V187H15ZM33 188V187H32ZM63 188V187H62ZM65 188V187H64ZM68 188V187H67ZM97 188V187H96ZM101 188V187H100ZM104 186L102 187V189L100 192L103 193L104 190H106L104 188ZM146 188V187H145ZM163 188V189H165ZM194 188V187H193ZM202 188V187H201ZM247 188V186H246ZM264 188V187H263ZM19 189V188H18ZM29 189V188H28ZM38 189V188H37ZM66 189V188H65ZM64 189V192L61 190V188H59V193L63 192L62 194L66 193ZM80 189V188H79ZM141 189V188H140ZM149 189V188H147ZM154 189V188H152ZM168 189V190H167ZM198 189V188H197ZM210 189V188H207ZM254 189H256L257 191H261V188H259L258 186H254ZM253 189V190H254ZM16 191H18L17 189H15ZM27 190V189H26ZM61 190V192H60ZM88 190V189H87ZM127 190V189H126ZM202 190V189H201ZM204 190V189H203ZM233 190V188H232ZM20 191V190H19ZM22 191V190H21ZM31 190L29 189V192ZM83 191V189H82ZM108 191V190H107ZM104 193L108 194L109 192ZM120 191V189H119ZM124 191V189H123ZM159 191V189H158ZM161 191V190H160ZM208 191V190H207ZM226 191V193H224L222 196L223 198V202H226L229 209V213L232 214V216L234 215V213H241L243 215L249 213L250 208H247L245 205H241L243 203H240L239 200L236 199V194L235 192L231 193V189H224L223 192ZM234 191V190H233ZM40 192V191H39ZM56 192V191H54ZM72 192V193H71ZM129 192V191H128ZM175 192V193H174ZM198 192V191H197ZM200 193L203 191H199ZM198 192V193H199ZM205 192V191H204ZM44 193V194H45ZM52 193V192H50ZM49 193V194H50ZM86 193V192H85ZM88 193V192H87ZM98 193V191H97ZM101 196H104L102 195ZM121 193V192H120ZM125 193V192H124ZM131 193V192H130ZM164 193V191H163ZM207 193V192H206ZM204 193V194H206ZM210 193V192H209ZM209 193H207L208 195H210ZM216 193V192H215ZM257 192H255L256 194ZM264 193V191L262 192ZM262 193L261 196H262ZM15 194V193H14ZM20 194V193H19ZM18 194V195H19ZM28 194V192H27ZM39 194H43L42 192ZM37 194V195H39ZM77 194V193H76ZM75 194V195H76ZM118 194V193H117ZM128 193H126L127 195ZM133 194V193H131ZM151 194V193H150ZM172 194V196H171ZM212 194V193H211ZM218 194V193H217ZM30 195V193H29ZM47 196L46 199H48V194H46ZM51 195V194H50ZM54 195H58L57 192ZM75 195H71L69 200H71V202L69 203L70 206L67 209V211L63 212L61 215H59L60 213V209H62L66 203L67 200L63 199V202L61 201L62 199H60V202L63 203V207L61 208L60 206L62 205V203H60L59 201L57 202L58 199L56 200V203L60 204V206L57 204V208L53 207L56 209V211H58V215L57 213H55V210H52L50 208V205L52 206V204L49 205V208L47 209V216L48 219L52 220L50 222H53L52 224L55 225V227L57 226L58 228H60L61 230H68L71 234V236L75 239V240H79L81 238H84V236L86 237V232L87 229H89L90 225H96L97 229H100L101 227H103L104 225L102 223L105 222L106 220V215L104 213V211H98V214L96 215L97 217H95L97 219L96 223L93 222V216L95 215V213L93 212V210L91 209L90 205L88 204H83V199H79L76 198L78 196L75 197ZM79 195V194H78ZM82 195V194H81ZM83 195H85L83 193ZM82 195V196H83ZM87 195V194H86ZM94 195V194H93ZM121 195V194H120ZM120 195L118 194V196L120 197ZM123 195V193H122ZM160 195V194H159ZM194 195V194H193ZM203 195V194H202ZM214 195V194H213ZM25 196V195H24ZM43 196V195H40ZM62 196V195H60ZM67 195L65 194V197ZM107 196V195H105ZM125 196V195H124ZM123 196V197H124ZM129 196V195H128ZM158 196V195H157ZM185 196V197H184ZM195 196V195H194ZM212 196V195H211ZM257 196V195H256ZM64 195L61 197L63 198ZM100 196H98L99 198ZM118 197V198H119ZM201 197V201H202V196L200 194ZM205 197V195L203 196ZM213 197V196H212ZM210 197V198H212ZM216 197V196H215ZM245 197V195H244ZM29 198V197H28ZM31 198V197H30ZM50 198V197H49ZM67 198V197H66ZM65 198V199H66ZM83 198V197H82ZM91 198V197H90ZM117 198V199H118ZM129 198V197H128ZM135 198V197H134ZM169 198V197H168ZM193 198V197H192ZM209 198V197H208ZM209 198V199H210ZM218 198V197H217ZM51 199V198H50ZM133 199V198H132ZM166 199V198H165ZM164 199V200H165ZM194 199V198H193ZM200 199V198H199ZM206 198H204V203H206L205 201ZM214 199V198H213ZM240 199V198H239ZM257 199V197H256ZM21 200V197H20ZM19 200V201H20ZM30 200V199H29ZM53 200V199H51ZM98 200V199H97ZM103 200V199H102ZM100 200V201H102ZM119 200V199H118ZM122 201V199H120ZM119 201H113L112 204L115 205H119L120 203ZM127 200V199H126ZM167 200V199H166ZM191 200V199H190ZM208 200V199H207ZM211 200V199H210ZM222 201V199L220 200L219 198L216 199ZM16 201V200H15ZM18 201V200H17ZM41 201V199H40ZM106 202V200H104ZM104 201H102L104 203ZM125 201V200H124ZM130 201V200H129ZM200 201V202H201ZM254 201V200H253ZM262 201V200H261ZM21 202V201H20ZM37 199H36V204H37ZM47 202H51L49 200H47ZM123 202V201H122ZM146 203L145 206V210H148V207L152 206L151 202L148 201H143ZM162 202V201H161ZM160 202V203H161ZM192 202V201H191ZM198 202L197 199L195 200V203ZM212 202V201H210ZM214 202V201H213ZM218 202V203H219ZM221 202V203H223ZM17 204L19 202H16ZM29 203V202H28ZM32 203V202H30ZM39 203V202H38ZM41 203H43L41 201ZM48 203V204H49ZM53 205H55V201L52 202ZM97 203V202H96ZM194 202H192L193 204ZM202 203V202H201ZM217 203V204H218ZM220 203V205H221ZM257 203V201H256ZM264 203V201H263ZM34 204V203H33ZM46 204V203H45ZM83 204V205H82ZM108 205L107 202L104 203V205ZM132 205L131 203H125L123 202V206L124 205ZM135 204V203H133ZM191 204V205H192ZM196 204H200V203H196ZM212 204V203H211ZM210 204V205H211ZM260 204V203H259ZM19 205V204H18ZM31 205V204H30ZM41 205L42 204H38ZM37 206H33V207H29L28 205H26V207H28L27 210L24 211L23 214H25L26 216H33L35 208L38 207ZM47 205V204H46ZM136 205V204H135ZM161 205V204H160ZM178 205V204H177ZM220 205H218V207H220ZM254 205V204H253ZM261 205V204H260ZM17 206V205H16ZM15 206V207H16ZM25 206V204H24ZM32 206V205H31ZM59 206V210L58 209ZM96 206V205H95ZM129 206V205H128ZM180 206V205H179ZM184 206V205H183ZM190 206V204H189ZM193 206V205H192ZM206 206V205H205ZM213 206V204H212ZM217 206V205H216ZM224 206V205H223ZM224 206V207H225ZM21 207V205H20ZM25 207V209H26ZM46 207V206H45ZM67 207V205H66ZM83 208L81 213L75 217V220L73 221L74 223H72L71 217L75 214L76 210L79 208ZM98 207V206H97ZM101 207V206H100ZM99 207V209H100ZM135 208L137 206H131L128 207L129 208ZM182 208V206H180ZM179 207V211L180 210ZM186 207V206H184ZM195 207V206H194ZM198 207V206H197ZM204 207V206H203ZM208 207V206H207ZM214 207V206H213ZM223 207V208H224ZM250 207V206H249ZM252 207V206H251ZM18 208V207H17ZM22 208V207H21ZM24 208V207H23ZM40 208V207H39ZM38 208V209H39ZM127 208V207H126ZM158 208V207H157ZM188 208V207H187ZM192 208V207H191ZM205 208V207H204ZM222 208V209H223ZM14 209V211H13ZM20 209V208H19ZM65 209V207H64ZM69 209V210H68ZM94 209V208H93ZM190 209V207H189ZM188 209V210H189ZM197 208L194 209V211L192 213H187L188 215L191 214H197ZM200 211L202 209V205L200 206ZM211 209V208H210ZM213 209V208H212ZM211 209V212L214 210ZM220 209V208H219ZM37 210V208H36ZM40 210V209H39ZM101 210V209H100ZM137 209H135L134 211H136ZM139 210V208H138ZM172 211V209H170ZM174 210V209H173ZM185 210V209H184ZM192 210V209H191ZM196 210V212H195ZM203 210V209H202ZM257 212V208L255 209ZM17 211V210H16ZM133 211V210H132ZM132 211H128L124 208H117L115 210V214H116V218L113 219V225L109 230H103L102 233V238H103V242L105 241L107 244L105 246H103L105 249H102L101 246H97L96 248H92L90 250H88L90 254V256L92 257V253L95 254L97 253V255L94 258L93 262H87L88 264H136L139 263V259L141 260L140 256L142 257H149V253L150 252H146L145 253V248H156V251L158 254V256L156 257V254L153 256L158 258L152 262H150L147 264H209V260H206L203 254V256H197V260L196 263H192V258L193 255L191 253V250H189V246L193 245L192 240H193V236L196 235L198 232H196L192 237H187V235H185L181 228H179L178 225H175L176 223L179 224L178 222H176L175 220V224L172 223L171 219H166L168 221V226H165L164 223H162L161 219L155 218V216L157 215V212H153L154 217H150V219L145 218V220H138L139 224L136 225V223H134V220H132L134 218V216L132 215ZM144 211V212H146ZM159 211V210H157ZM161 211V212H162ZM209 211V210H208ZM239 211V212H238ZM253 211V210H252ZM19 212V210H18ZM139 212V211H138ZM210 212V214H211ZM221 212V211H219ZM218 212V213H219ZM40 213V212H39ZM42 213V212H41ZM45 213V212H43ZM137 213V212H136ZM172 213H175L174 211H172ZM171 213V214H172ZM202 213V211H201ZM224 213V212H223ZM226 213V212H225ZM254 213V211H253ZM22 214V215H23ZM33 214V215H32ZM177 214V213H176ZM183 214V213H182ZM185 214V211H184ZM194 214V215H195ZM209 214L208 217H211V215ZM222 214V213H221ZM227 214V213H226ZM250 214V213H249ZM257 214V213H256ZM256 214H254L256 216ZM21 215V217H22ZM24 215V216H25ZM37 215V214H36ZM35 215V217H36ZM139 215V214H138ZM168 215V214H167ZM199 215V216H198ZM203 214H201L202 216ZM206 215V214H205ZM204 215V216H205ZM239 215V214H238ZM251 215V214H250ZM42 216V215H41ZM59 216V217H58ZM169 216V215H168ZM181 216V215H180ZM202 216V217H204ZM249 216V215H248ZM145 217V216H144ZM192 217V216H191ZM200 217V213L197 214V218ZM205 217V220H206ZM214 217V216H213ZM236 215V219H240L239 217ZM254 216L251 215V219ZM23 218V217H22ZM32 218V217H31ZM45 218V217H44ZM140 218V217H139ZM143 218V217H141ZM165 218V217H164ZM167 218V217H166ZM172 218V217H171ZM180 218V217H179ZM190 218V217H189ZM231 218V217H230ZM227 218V227L225 229V232L220 235L219 233L217 235H220V238L222 241V244L220 245V253L223 254V256H225V258L222 259V264H260L261 260L264 259V247H260L257 244H261L264 246V205H262V207L258 210V218H257V222L256 224L254 223V220L250 221L253 222V226H255L254 229H244V228H237L233 221L232 218ZM30 219V218H29ZM28 219V220H29ZM36 218H33V221ZM42 219V218H39ZM38 219V220H39ZM144 219V218H143ZM185 219V217L182 215L181 220L183 221ZM188 219V218H187ZM195 219V217H194ZM201 219V218H200ZM95 220V219H94ZM198 220V219H197ZM209 220V219H208ZM241 220V219H240ZM247 220V219H246ZM245 220V221H246ZM256 220V218H255ZM25 221V219H24ZM31 219L29 220L28 223H30ZM37 221V220H36ZM46 221V220H43ZM200 221V220H199ZM202 221V220H201ZM218 221V220H217ZM226 221V220H225ZM23 222V221H22ZM32 222V221H31ZM42 222V221H41ZM137 222V221H136ZM207 224V221H204ZM209 222V221H208ZM223 222V221H222ZM24 223V222H23ZM28 223L26 224L28 226ZM214 223V222H213ZM32 224V223H31ZM41 224V223H40ZM45 224V223H44ZM43 224V225H44ZM203 224V223H202ZM201 224V225H202ZM216 224V223H214ZM225 224V223H224ZM239 224H243V223H239ZM39 225V223L37 224ZM102 225V226H101ZM221 225V224H220ZM226 225V224H225ZM238 225V224H237ZM244 225V224H243ZM247 225V224H246ZM245 225V227H246ZM17 226V225H16ZM25 226V225H24ZM41 226V225H40ZM39 226V227H40ZM46 226V225H45ZM204 226L206 227V225L204 224ZM203 226V227H204ZM219 226V225H218ZM217 226V228H218ZM222 226V225H221ZM240 226V225H239ZM242 226V225H241ZM13 227V228H14ZM29 227V226H28ZM26 227V228H28ZM210 227V226H208ZM224 227V226H222ZM221 227V228H222ZM243 227V226H242ZM19 228V227H18ZM17 228V230H18ZM25 228V227H24ZM25 228V229H26ZM38 228V227H37ZM140 228V229H139ZM213 229H215L212 226ZM225 228V227H224ZM224 228H222V230H224ZM253 228V227H252ZM16 228H14L13 231H15ZM22 227L21 229H19L20 231H22ZM24 229V231H25ZM29 229V228H28ZM102 229V228H101ZM167 229V232H169V234H164L165 231ZM219 229V228H218ZM244 229V230H243ZM11 230V232H12ZM18 230V231H19ZM30 230V229H29ZM221 230V229H219ZM204 231V230H203ZM206 231V230H205ZM213 233V230H211ZM17 232V231H16ZM15 232V233H16ZM27 232V230H26ZM48 232V231H47ZM209 232V231H208ZM217 232V229H216ZM219 232V231H218ZM15 233H10V234H14ZM18 233V232H17ZM16 233V236L19 235ZM25 233V232H24ZM24 233L22 232V236L24 235ZM205 233V232H204ZM210 233V232H209ZM100 234V233H99ZM199 234H202L201 232ZM216 234V233H215ZM192 235V234H191ZM21 233L19 235V237H21ZM28 236V234H27ZM40 236V235H39ZM198 236V235H197ZM201 236V235H199ZM203 236V234H202ZM208 236V233H207ZM205 236V237H207ZM18 237V236H17ZM25 237V236H24ZM41 237V236H40ZM40 237H38L39 240H43V238H45L43 236V238L41 239ZM196 237V236H195ZM210 237V236H209ZM218 236H216L217 238ZM33 238V237H32ZM36 238V237H35ZM200 238V237H199ZM23 239V238H22ZM37 239V240H38ZM48 239V238H47ZM197 239V238H196ZM201 239V238H200ZM199 239V240H200ZM212 239V238H211ZM25 240V239H24ZM173 240V241H172ZM195 240V239H194ZM208 240V239H207ZM214 240V239H213ZM216 240V239H215ZM214 240V241H215ZM45 241V240H44ZM218 241V240H217ZM34 242V240H33ZM37 242V241H36ZM34 242V243H36ZM41 242V241H39ZM46 242V241H45ZM192 242V243H191ZM203 242V241H202ZM201 242V243H202ZM208 242V241H207ZM213 242V241H212ZM220 242V240H219ZM31 243V242H30ZM29 243V244H30ZM197 243V242H196ZM206 243V242H205ZM210 244V242H208ZM20 244V243H19ZM17 245V244H16ZM56 245V244H55ZM178 246V248L175 246ZM215 245V243H214ZM29 247V245H27ZM213 246V245H212ZM219 246V245H218ZM16 247V246H14ZM13 247V248H14ZM197 247V246H196ZM217 247V246H216ZM19 248V246L17 247ZM199 249V247H197ZM25 249V248H24ZM28 249V248H27ZM84 249V248H83ZM88 249H89V245H88ZM201 249V248H200ZM17 250V249H16ZM34 250V249H33ZM106 250V254L105 256L100 257V253L101 251ZM54 251H57V249H54ZM150 251V250H148ZM203 251V250H201ZM211 251H215L217 252L216 249L212 248ZM210 251V252H211ZM13 254L16 252L12 251ZM11 252V253H12ZM20 252V251H18ZM68 255L65 258V261H70L73 259L72 255L74 253H76L74 251V248L71 247L68 251ZM41 253V252H40ZM80 253V252H79ZM152 253V252H151ZM150 253V254H151ZM219 253V252H218ZM219 253V254H220ZM12 254V255H13ZM16 254V253H15ZM14 254V255H15ZM25 254V253H23ZM37 254V252H36ZM42 254V253H41ZM55 254V252L53 253ZM211 254V253H210ZM216 254V253H215ZM33 255V253L31 254ZM31 260H33L35 257L31 256ZM38 255V254H37ZM57 255V253H56ZM207 255V254H206ZM218 256V254H216ZM215 255V256H216ZM221 255V254H220ZM16 256V255H15ZM18 256V253H17ZM20 256V255H19ZM40 256V255H39ZM76 256V255H75ZM152 256V257H153ZM209 256V254H208ZM214 256V254H213ZM43 257V255H42ZM60 257V256H59ZM72 257V259H71ZM151 257V256H150ZM219 257V256H218ZM13 258V256H12ZM21 258V256H20ZM19 258V259H20ZM33 258V259H32ZM53 258V257H52ZM215 258V257H214ZM217 258V257H216ZM215 258V259H216ZM10 259V260H9ZM24 259V258H23ZM27 259V258H26ZM25 259V260H26ZM29 259V258H28ZM36 259V258H35ZM39 259V258H38ZM51 259V258H50ZM196 259V258H195ZM209 259V258H208ZM9 260V262L7 263V261ZM23 260V261H25ZM30 260V259H29ZM77 260V258L75 259ZM80 260V259H79ZM147 260V259H146ZM217 260V259H216ZM34 261V260H33ZM56 261V260H55ZM195 261V260H194ZM211 261V260H210ZM221 261V260H220ZM12 262V261H11ZM19 262V261H18ZM17 262V263H18ZM30 262V261H28ZM26 261V263H28ZM32 262V261H31ZM30 262V263H31ZM54 262V261H53ZM57 262V261H56ZM61 261H58V263ZM144 262V260H143ZM217 262V261H216ZM219 262V260H218ZM16 263V264H17ZM34 263V262H33ZM32 263V264H33ZM51 263V262H50ZM62 263V262H61ZM73 264H75L74 262H72ZM84 263V262H83ZM82 263V264H83ZM212 263V262H211ZM10 264V263H9ZM15 264V262H14ZM29 264V263H28ZM142 264V263H140ZM146 264V263H143Z\"/></svg>","mask_w":264,"mask_h":264},{"label":"crops","instance_id":"obj_3","mask_svg":"<svg viewBox=\"0 0 264 264\" xmlns=\"http://www.w3.org/2000/svg\"><path fill=\"white\" fill-rule=\"evenodd\" d=\"M203 117L207 119L206 115L205 116L203 115ZM206 122H207V120L204 121V123H206Z\"/></svg>","mask_w":264,"mask_h":264}]
</instances>
